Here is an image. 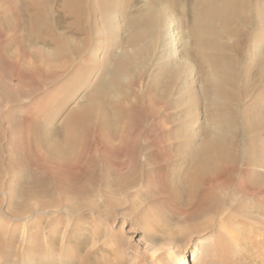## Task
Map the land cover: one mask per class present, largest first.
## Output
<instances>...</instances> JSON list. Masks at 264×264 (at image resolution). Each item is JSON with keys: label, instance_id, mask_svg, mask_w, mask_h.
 <instances>
[{"label": "bare ground", "instance_id": "6f19581e", "mask_svg": "<svg viewBox=\"0 0 264 264\" xmlns=\"http://www.w3.org/2000/svg\"><path fill=\"white\" fill-rule=\"evenodd\" d=\"M1 1L4 4L9 3L10 8L6 7L4 13L13 9L12 11L15 10L19 14L18 23L6 20L4 24L9 29L25 31L23 39H20L21 42L25 41V54H16L19 55L17 60L20 59L21 66L37 71L39 63L46 64L49 72L54 73L57 69L69 71L73 73L74 78L79 79L86 76L89 65L95 66L105 54L107 57L105 62H100L98 80L94 83L89 82V78L84 81L87 94L83 101H75L72 105L70 99L59 101L60 109L66 110L65 117L60 122L55 136L46 131L39 143V150L36 148L41 157L39 159H42L39 163L43 172H50L54 179H62L64 184L71 187L66 189L73 196L66 194L51 202H43L39 208H35L30 202L19 205V209L11 206L3 211L0 208V264H27L22 255H31L29 264L52 262L50 258L39 261L35 259V255L45 249L42 240L49 241L50 247L53 245L51 240L56 238V228H60L59 225L53 219L47 220L51 226L49 233L37 232L24 236L18 234L16 228L11 229L13 220L20 221L17 226L24 222L28 225L30 217H34L35 220L30 223L41 227L43 220L36 219L34 213L42 214L45 208L60 206L62 211L67 209L79 212L86 205H95L94 199L88 198L89 201L84 204L82 201L85 196L92 195L93 188L88 181L90 179L82 182L83 173H78L76 168L68 174V167H82L87 164V168H93V175L108 189L105 193L108 201L113 198V192L116 194V191L120 192L138 184L143 178L136 167L138 164L128 172L121 173L115 171L121 169L120 162L113 161L115 170H111L106 166L101 167L93 158L90 159L93 149L99 147L92 143L95 140L90 139L91 136L87 139V129H92L97 137L103 138L105 145L119 147L128 142L131 132L133 135L136 133L137 129L131 128V121L136 107L141 104L147 103L148 112L157 118L162 109L166 108L169 112H165V117L160 118L163 122L170 120L175 115L170 114L171 108L182 102V97L178 95L179 90L193 82L188 75L181 78L186 66H190L200 81L211 125L203 126V135L199 138L190 133V124L186 122L187 126L184 125L186 155L183 160L186 164L184 163V171L175 175L174 189L177 197L183 202L191 203L198 199L200 203L215 200L216 187L233 184L231 174L243 173L244 182L241 185L244 193L260 195V201L264 202V0H142L144 4L141 6L134 4L136 0H57L56 6L53 5V0ZM12 6L14 8H11ZM118 8L121 9L122 19L115 22L114 16ZM176 15L181 16L175 19ZM48 17H52L50 19L54 22ZM100 25L104 26L110 35L108 44L100 36ZM115 26H122L120 34L115 31ZM179 34H182L188 43H184L178 57H175V54L170 57V46L175 45ZM114 44H117L116 49H113ZM260 44L263 45L262 49ZM138 55L143 58V62L152 58L154 67L159 70L156 72L158 76L155 80L153 76V83H148L146 90L123 84L124 75L134 73ZM62 58L66 59L65 63L57 65ZM112 60L115 62L113 61L114 65L111 67ZM240 78H244V81ZM249 80L253 86H250ZM242 85L245 86L246 95H251L252 99L248 106L240 109L235 104L245 95L244 92L240 93ZM253 87H256L255 91L252 90ZM132 91L133 96L130 97ZM0 97L3 96L0 94ZM130 98L134 99V103L129 101ZM49 116L45 113L42 121L48 122ZM37 119L39 121V118ZM52 119L50 118L51 122ZM233 129H237L236 132H239L240 136L242 134L245 141L244 164H240L241 151L235 141L236 137L229 136ZM179 131L174 137H179ZM178 134L180 135V132ZM257 136L263 149L260 156L263 159L252 160L257 156V153H254L255 148L252 149ZM98 141L97 144L100 143ZM178 144L176 146L180 147L181 142ZM160 145L150 140L146 146L155 148ZM176 155L177 153L175 157ZM240 177L242 178V175ZM240 181L242 182L241 179ZM112 187L116 190L109 191ZM231 195L229 194V197ZM255 215L257 218L258 214ZM214 222L216 221L212 223ZM256 222L260 228L263 227L261 221ZM17 237L21 240L20 244L29 242L27 246L24 245L23 252L15 246L14 239ZM32 239H36V243H32ZM85 241L90 239L85 237ZM84 244L83 241L77 243L81 255L78 253L79 256L67 264H80L83 257L84 264H95L92 260L96 256L94 257ZM178 264H190V257L182 255Z\"/></svg>", "mask_w": 264, "mask_h": 264}, {"label": "rangeland", "instance_id": "374dc122", "mask_svg": "<svg viewBox=\"0 0 264 264\" xmlns=\"http://www.w3.org/2000/svg\"><path fill=\"white\" fill-rule=\"evenodd\" d=\"M136 3L137 6L144 4L142 0H136L134 4ZM57 4L58 1L53 0V5ZM6 7L10 8L9 3L4 4L1 1L0 94L3 97H0V208L3 211L8 210L11 206L19 209V205L29 202L35 208H39L43 202H51L66 194L73 196L66 189H71V187L64 184L62 179L57 177L54 179L50 172H43L42 165L39 163V160L42 162V159H39L41 157L36 152V148L40 147L39 143L46 131H50L52 135L56 134L60 122L65 117L66 110L60 109L59 101L70 99L71 105L75 101L79 103L83 101L87 94L84 81L88 78L89 82L93 83L98 80L100 62H105L107 57V54L103 53L105 54L103 59H99L95 66L87 67L88 72L85 74L87 77L81 76L79 79L74 78L73 73L69 71L62 70V72L57 69L58 71L55 70L54 73L49 72L46 69V64L39 63L37 71H32L24 65L21 66L20 59H17L19 55L25 54L23 48L25 41L21 42L20 40L23 39L25 31L9 29L4 24L6 20L18 23L17 18L19 17L18 12L12 11L13 9L4 13L3 10ZM120 15L121 9L118 8V12L114 16L115 22H120L122 19ZM180 16L176 15L175 19ZM50 18L52 17H48V19ZM70 20L72 21V19ZM50 21L54 22L53 19ZM101 26L100 36L108 44L110 35L104 26ZM121 27L115 26V31L117 30L119 34L122 31ZM20 33L22 34L20 35ZM10 40L11 42H9ZM184 43H188L187 39L179 34L175 45L170 46L172 54L168 53V56L171 57L175 54L174 56L178 57ZM116 46L117 44H114L113 49H116ZM262 47L263 45L260 49ZM17 52L18 56H16ZM138 56L136 59L138 64L134 73L125 74L124 81H128V83L124 82L123 84H125L124 86L126 84H129L128 86L135 85L137 89H145L149 86L148 83H153V76L154 80L156 79L158 76L156 72L159 70L154 67L152 58L148 59V62L144 60V62L146 61L144 63L143 58ZM65 60L62 58L57 62V65L61 66ZM113 61H110L111 67L114 65L115 61ZM183 70L181 78L188 75L193 82L179 90L178 95L182 97V102H178L171 108L170 114L175 115L170 120L166 119L163 122L161 119L165 117V112H169L166 108L162 109L161 115L157 118L148 112L147 103L141 104L136 107L133 121L130 122L131 128L137 129L136 133L133 135L131 132L127 144L123 143L119 147L105 145L103 138L97 137L92 129H87V139L91 136L90 139L95 140L92 143L95 147L96 145L99 147L98 149L92 148L94 152H91L90 159L96 160V163L101 167L106 166L107 169L115 170L113 161L120 162L121 169L115 171L123 173L138 164L136 167L139 168L143 178L135 187L120 190V192L116 191V194L113 192V198L108 201L105 195L108 189L102 181H98L93 175V168H87V164H83L82 167L81 165L80 167L70 166L67 168L69 172L66 173L71 174L70 171H75L77 168L78 173H83L82 182H87L86 180L90 179L88 181L91 182L93 196H85L82 201L84 204L89 201L88 198L94 199L95 205H86L79 212L76 210L67 211V209H64L63 212L60 206L45 208L43 215L34 213L36 219L43 220V227L30 223L35 220L34 217H30L28 225L24 222L17 226L16 224L20 221L13 220L11 229L16 228L18 234H24V236L37 232L43 234L47 231L46 233H49L51 226L47 220L53 219L59 225L60 228H56V238L51 240L53 245L50 247L49 241L42 240L45 249L36 255L33 254L35 259L41 261L50 258L52 260L50 264H67L74 257L81 255L76 245L79 241H83L87 250H90L94 257L96 256L92 260L95 261V264H178L182 255L190 257V264H264V224H262V222L264 223V202L260 201L262 199L260 195L244 193L241 185L244 182L243 173L231 174L234 180L233 184L216 187L214 190L215 200L211 199L209 202L200 203L198 199L191 203L183 202L177 197L174 189L175 175L184 171L186 164V161L183 160L186 155V142L183 139L184 133H186L185 126L187 123L190 124L192 127L190 133H194L199 138L203 126L211 125L209 124L207 105L202 97L203 90L200 81L197 80V76L190 66H186ZM240 80L244 81V78H240ZM179 82L181 83L180 80ZM248 82L250 86H253L250 80ZM244 87L242 85L240 93L244 92ZM255 88L253 87L252 90L255 91ZM132 96L133 91L130 97ZM251 99V95L247 96L245 93L235 105L243 109L249 105ZM129 101L134 103L132 98ZM162 106L163 104L160 105V107ZM45 113L50 115L51 119L53 118L52 122L50 118L48 122L42 121ZM178 130H180V135L178 132L179 137L176 138L174 136ZM233 131L234 129L229 136L236 137L235 141L241 151L240 164H244L246 162V156L243 154L245 141L243 135L240 136V133L236 132L237 129ZM159 132L163 134H159ZM255 134L258 135V133ZM96 139L100 143L97 144ZM150 140L161 145L155 146L156 149L148 148L146 145ZM255 140V146L252 149L255 148L254 153H257V156L252 160H261L263 159L260 157L263 149L259 145L258 136L255 137ZM173 142L175 146H173ZM180 142L181 146H176ZM100 144L101 146H99ZM262 175H264V170H262ZM111 189L109 191L116 190L113 187ZM229 194L232 195L229 197ZM255 213L258 214L257 218ZM256 220L261 221L263 227L260 228ZM213 221L216 222L212 223ZM84 236L90 241L86 242ZM20 241L18 237L14 239L15 246L20 252H23L29 242L21 243V245ZM32 243H36V239H32ZM22 256H24L23 260L29 264L31 255H28L29 257ZM84 259L83 257V262L80 264H84Z\"/></svg>", "mask_w": 264, "mask_h": 264}]
</instances>
